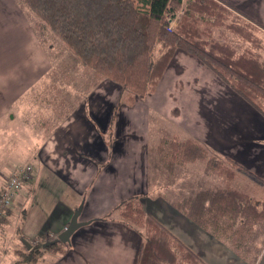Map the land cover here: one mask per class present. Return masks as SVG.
<instances>
[{
	"label": "crops",
	"instance_id": "0c3cea01",
	"mask_svg": "<svg viewBox=\"0 0 264 264\" xmlns=\"http://www.w3.org/2000/svg\"><path fill=\"white\" fill-rule=\"evenodd\" d=\"M221 1L264 33V0ZM60 88L64 96L51 95ZM127 97L76 59L23 0H0V195L9 176L32 168L12 216L0 220V246L10 243L3 234L12 236L13 262L57 239L83 205L78 220L90 224L35 264H138L144 236L117 209L140 198L204 264H264V219L235 247L182 208L222 189L264 202V113L182 49L155 92ZM42 100L50 112L33 104Z\"/></svg>",
	"mask_w": 264,
	"mask_h": 264
},
{
	"label": "trees",
	"instance_id": "16d2710c",
	"mask_svg": "<svg viewBox=\"0 0 264 264\" xmlns=\"http://www.w3.org/2000/svg\"><path fill=\"white\" fill-rule=\"evenodd\" d=\"M23 1L87 68L123 86L130 102L155 92L176 50L182 49L264 113V63L258 55L262 27L221 0ZM218 28L226 29L250 48L239 53L230 43L217 41L214 30ZM260 206L222 189L204 192L182 208L222 235L242 239L264 219ZM117 212L144 236L138 264H204L145 212L140 198L128 200ZM8 215L12 216L10 210ZM42 245L22 250L14 264H35L45 253L63 249L62 243L45 250Z\"/></svg>",
	"mask_w": 264,
	"mask_h": 264
},
{
	"label": "rangeland",
	"instance_id": "374dc122",
	"mask_svg": "<svg viewBox=\"0 0 264 264\" xmlns=\"http://www.w3.org/2000/svg\"><path fill=\"white\" fill-rule=\"evenodd\" d=\"M49 29V28H48ZM50 30V29H49ZM51 31V30H50ZM264 34V33H263ZM54 35V34H53ZM214 37H215V39L217 40V41H220V42H227V43H230L235 49H237L238 50V52L239 53H243L244 51H247V49H249L250 48V45H248V44H246V43H244V42H242L241 40H239L240 38H238L237 36H234V35H232L231 33H229L226 29H223V28H218V29H215L214 30ZM263 42H262V48H261V50L258 52V55H259V57L261 58V61H263V63H264V35H263ZM61 41V40H60ZM62 42V41H61ZM63 43V42H62ZM64 44V43H63ZM65 45V44H64ZM66 46V45H65ZM67 48V47H66ZM67 50L69 51V49L67 48ZM255 53L257 52V50H253ZM70 52V51H69ZM71 53V52H70ZM72 54V53H71ZM73 55V54H72ZM76 59H78L77 57H76ZM79 60V59H78ZM80 61V60H79ZM81 62V61H80ZM85 78H86V76H85ZM64 81H66V80H64ZM69 82H71V81H69ZM43 88H41V95L43 96V97H46L47 95H48V93L46 92V93H43ZM57 93H59V95L60 96H64L65 95V92H64V90L62 89V88H60V92H53L51 95H53L54 97H55V94H57ZM53 100H54V98H52ZM33 104H35V106H36V104H37V106H41V110H43V111H46V112H50L51 110L50 109H52V107L51 106H49V104L50 103H48V102H45V101H41V102H39V103H33ZM42 118H44L45 120H48L49 121V123L50 124H52L53 123V120L51 119V117L49 116V114H47V115H45V114H43V116H42ZM46 130H48V128H46ZM202 163H203V165H206V161H202ZM176 166V168L177 169H182L184 166H182V165H175ZM1 170V169H0ZM4 173V172H3ZM5 174V173H4ZM8 173H6V175H7ZM12 176V175H11ZM9 178H10V176H9ZM206 178V177H205ZM171 182V181H170ZM203 182V186H209L210 184H208V182L207 181H202ZM166 185H168V182L166 181V182H164ZM178 182H175V183H170L168 186H173L174 188H177V187H175L173 184H177ZM206 184V185H205ZM247 198V197H246ZM247 199H249L252 203H260L261 204V206L259 207V209H264V203H261L262 202V200H263V198H261V199H255V198H253V199H250V198H247ZM253 230H251V232H252ZM251 232H248V233H244V236L242 237V239L240 238V237H238V236H236L234 239H233V243H234V245H236L235 247H239V246H241L240 245V243L241 242H245V241H247L249 238H250V236H251ZM257 232V231H256ZM232 233L230 232V234L229 235H231ZM4 235V237H6V238H9V240H10V243H5L4 245H1L0 246V257L2 258V260H1V262L2 261H6L5 263H7V264H14L15 262H13V254H14V252H15V250L14 249H16V246L15 245H13V239H12V236H10V235H7V234H3ZM248 242V241H247ZM246 243V242H245ZM33 247H35V245L33 246ZM176 253L178 254V256L180 255V253H179V250H176ZM251 257V256H250ZM251 263H253L254 264V262H251ZM182 264H184V263H182Z\"/></svg>",
	"mask_w": 264,
	"mask_h": 264
},
{
	"label": "built area",
	"instance_id": "2783aa9c",
	"mask_svg": "<svg viewBox=\"0 0 264 264\" xmlns=\"http://www.w3.org/2000/svg\"><path fill=\"white\" fill-rule=\"evenodd\" d=\"M32 168L30 166L21 167L17 172L7 179V189L0 195V219L6 216V211L13 207L18 193L24 183L31 177Z\"/></svg>",
	"mask_w": 264,
	"mask_h": 264
},
{
	"label": "water",
	"instance_id": "95a60500",
	"mask_svg": "<svg viewBox=\"0 0 264 264\" xmlns=\"http://www.w3.org/2000/svg\"><path fill=\"white\" fill-rule=\"evenodd\" d=\"M82 208H83V205H81L76 210V212L74 213V215L71 219L69 226L65 229V231L61 235H59V237L57 239H55L53 241L46 242L42 245L44 250L47 248H50L52 246H55L58 243H62V244L70 243L71 237L75 234V232L77 230H79L81 227H83L87 224H90V222L83 223V222H80L78 220L79 216L81 215ZM28 247H30V246L28 245Z\"/></svg>",
	"mask_w": 264,
	"mask_h": 264
}]
</instances>
